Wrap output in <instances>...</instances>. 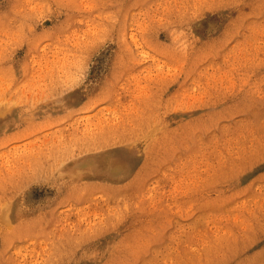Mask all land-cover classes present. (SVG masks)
<instances>
[{
    "label": "rangeland",
    "instance_id": "obj_1",
    "mask_svg": "<svg viewBox=\"0 0 264 264\" xmlns=\"http://www.w3.org/2000/svg\"><path fill=\"white\" fill-rule=\"evenodd\" d=\"M0 264H264V0H0Z\"/></svg>",
    "mask_w": 264,
    "mask_h": 264
}]
</instances>
